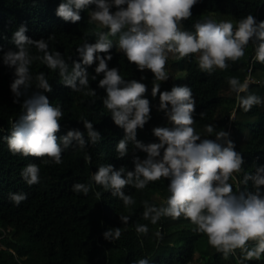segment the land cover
Returning <instances> with one entry per match:
<instances>
[{"label":"clouds","instance_id":"1","mask_svg":"<svg viewBox=\"0 0 264 264\" xmlns=\"http://www.w3.org/2000/svg\"><path fill=\"white\" fill-rule=\"evenodd\" d=\"M197 2L62 0L56 9L57 17L76 24L82 19L81 11L94 5L88 12L89 22L107 29L98 33L95 43L85 41L76 48L79 60H73L71 66L60 52L50 50L49 41L55 40L54 35L49 36L48 41L33 40L26 35L27 27L20 25L11 40L15 50L10 49L0 57L4 66L14 69L10 85L15 97L13 102L21 103L23 98L21 114L11 121L10 134L3 140L12 155L40 158L44 165L62 164V154L70 147L84 151L89 143L97 145L102 137L94 130L93 123L83 117L79 121L83 123L87 139L85 132L75 128L68 130L66 135H57L64 113L59 104L53 105L44 94L52 91L45 73L33 75L30 66L39 61L57 71L60 82L72 92L95 97L96 92L89 87L87 67L98 62L95 73L103 74L98 86L106 91L104 108L125 133L116 146L117 159L128 155L131 143L134 170L127 171L124 167L116 170L111 164H101L88 183H76L72 191L86 196L99 186L119 198L127 208L136 201L132 195L125 194L126 186L143 190L150 182L167 180L168 196L163 205L156 207L143 201V219L156 225L162 217L173 220L183 217L194 226V231L207 237V243L222 253L224 259L231 254L237 264H244L259 260L264 254V165L257 167L254 174L245 173L234 188L230 181H236L237 175L243 172L244 161L241 153L235 150L230 134L224 130L216 131L214 124H206L197 132L192 89L173 86L170 91L161 92L160 84L169 79L166 65L170 54L176 59L194 57L199 70L211 75L216 69L226 70L229 62L243 58L245 49L251 45L254 49L252 62L264 64V21L257 22L251 14L235 24L231 20L217 21L209 17L196 21L194 30H184L182 22L191 18V10ZM113 8L116 10L112 11ZM117 36L115 46L127 61L135 64L139 71L150 70L153 74L152 96L159 93L157 111L164 113L170 125L152 129L158 143L145 144L137 139V129H143L151 119L150 101L142 98L147 86L136 80L126 81L117 68L108 67V62L113 59L108 53L114 47L110 37ZM101 53L105 55L101 56ZM91 79L96 80V76ZM249 80L245 78L243 83L237 77L227 80L230 91L236 93L238 106L245 112L264 103L261 97L248 93ZM204 115L201 113V118ZM211 136L215 139L207 138ZM136 151L146 153V158L141 159ZM84 161L91 164V155L86 153ZM20 175L28 186L40 183L37 164L29 163ZM249 182L251 191L247 188ZM27 197L26 193H9V200L16 206ZM95 197L102 199V193L96 191ZM119 219L126 225L130 218L120 215ZM135 231L146 235L149 228L146 224H137ZM103 236L108 241L117 240L121 229H108ZM155 236L162 240V230ZM237 250L239 256H236ZM133 264H149V261L141 258Z\"/></svg>","mask_w":264,"mask_h":264},{"label":"trees","instance_id":"2","mask_svg":"<svg viewBox=\"0 0 264 264\" xmlns=\"http://www.w3.org/2000/svg\"><path fill=\"white\" fill-rule=\"evenodd\" d=\"M61 2L0 0V57L10 49L15 50L12 36L23 24L28 29L26 35L33 40L48 41L49 36L54 35L55 40L49 41L50 50L60 52L70 66L73 60L78 61L76 48L85 41L95 43L98 33L107 29L89 22L88 12L94 9V5L81 11L82 19L78 23L65 22L55 14ZM191 11V18L182 22L184 30H194L196 21L209 17L217 21L231 20L235 24L251 14L257 22H261L264 21V0H198ZM110 39L114 47L108 53L113 57L108 62L109 69L115 67L126 81L136 80L147 86L142 98L150 101L151 119L143 129H137V139L145 144L158 143L152 129L170 125L164 113L157 111L159 93L156 97L152 96L153 74L150 70L141 72L135 64L127 61L115 46L118 36ZM32 53L36 54V50L32 49ZM253 55L254 49L249 45L243 58L229 62L226 70L216 69L211 75L199 70L194 57L168 60L166 70L169 79L160 84L161 92L166 91L168 85L192 89L196 101L193 119L197 132L206 124H214L216 131L224 130L230 134L235 150L241 153L244 161L243 172L237 175L236 181H230L234 188L245 173L254 174L257 167L264 165V103L245 112L238 106L236 93L230 91L227 83L230 77H237L241 83L245 78H253L248 93L264 101V64L253 63ZM97 65L98 62H94L87 67L89 87L96 92L95 97L72 92L60 82L57 71L48 69L39 61L30 66L33 75L45 73L52 91L44 94L50 103L59 104L64 113L58 136L66 135L68 130L75 128L85 132L87 139L83 123L79 121L83 117L93 123L94 130L102 137L97 145L89 143L84 151L70 147L62 154L63 163L60 165H44L40 158L12 155L3 140L10 134L11 121L21 114L23 98L21 103L13 102L15 97L10 85L14 69L4 66L0 60V264H133L141 258L148 259L149 264H237L231 254L224 259L222 253L207 243V237L194 231V226L183 217L177 220L162 217L156 225L143 219V201L156 207L163 205L168 196L167 180L150 182L143 190L126 186L123 191L136 201L127 208L119 198L99 186L86 196L72 191L74 184L88 183L91 174L101 164H111L116 170L121 167L127 171L134 170L131 143L128 155L117 159L116 146L125 133L115 125L111 113L104 108L106 91L98 86L103 74L95 73ZM94 75L96 80L91 79ZM142 76L145 79L141 80ZM220 111L224 115L218 118ZM201 113H205L203 118ZM233 114L235 117L229 129ZM207 138L214 140L215 136ZM86 153L91 155V164L84 161ZM135 154L141 159L146 158V153L136 151ZM29 163L40 167L39 184L28 186L20 175ZM247 188L252 190L251 182ZM96 191L102 193V199H96ZM9 193H26L28 197L16 206L9 200ZM120 215L130 218L128 224L120 221ZM137 224H146L149 232L138 234L135 231ZM115 228L121 229L119 239L105 240L103 233ZM158 230H162V240L155 236ZM236 256H239L238 250ZM244 264H264V254L259 260L245 261Z\"/></svg>","mask_w":264,"mask_h":264},{"label":"rangeland","instance_id":"3","mask_svg":"<svg viewBox=\"0 0 264 264\" xmlns=\"http://www.w3.org/2000/svg\"><path fill=\"white\" fill-rule=\"evenodd\" d=\"M169 61L170 60H176V58H174L173 56H171V54L169 55V59H168ZM253 79V78H252ZM172 81H169V83H171ZM173 86L172 85H168V87H165V90L166 91H170L171 90V88H172ZM223 115H224V113L222 112V111H220L219 112V114H218V118H221V117H223ZM229 129H230V124H229ZM223 129V128H222Z\"/></svg>","mask_w":264,"mask_h":264},{"label":"built area","instance_id":"4","mask_svg":"<svg viewBox=\"0 0 264 264\" xmlns=\"http://www.w3.org/2000/svg\"><path fill=\"white\" fill-rule=\"evenodd\" d=\"M248 78H250V77H248ZM251 80L252 79L250 78L249 83L251 82ZM233 119H234V116L232 115V117L230 118V120H231V122H230V129H231V123H232Z\"/></svg>","mask_w":264,"mask_h":264}]
</instances>
